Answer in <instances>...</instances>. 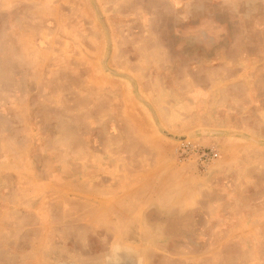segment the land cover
I'll return each instance as SVG.
<instances>
[{
    "label": "rangeland",
    "instance_id": "374dc122",
    "mask_svg": "<svg viewBox=\"0 0 264 264\" xmlns=\"http://www.w3.org/2000/svg\"><path fill=\"white\" fill-rule=\"evenodd\" d=\"M0 180L30 264H264V0H0Z\"/></svg>",
    "mask_w": 264,
    "mask_h": 264
},
{
    "label": "crops",
    "instance_id": "0c3cea01",
    "mask_svg": "<svg viewBox=\"0 0 264 264\" xmlns=\"http://www.w3.org/2000/svg\"><path fill=\"white\" fill-rule=\"evenodd\" d=\"M20 189L22 187L19 186L14 191L0 187V264H30V262H34L33 259H29L28 239L24 237L25 230H30L32 226L23 223L21 214H15L13 218L8 215L9 207L20 203L24 197L23 190ZM149 206L162 212L157 203H152ZM188 206V204L174 202L168 209L178 212ZM33 226H40V222Z\"/></svg>",
    "mask_w": 264,
    "mask_h": 264
},
{
    "label": "built area",
    "instance_id": "2783aa9c",
    "mask_svg": "<svg viewBox=\"0 0 264 264\" xmlns=\"http://www.w3.org/2000/svg\"><path fill=\"white\" fill-rule=\"evenodd\" d=\"M180 153H186L190 156H194L195 160L198 161L200 165L207 166L210 161L215 157L216 153L214 152L213 148H206V149H194L188 148L187 144H183V147L180 148Z\"/></svg>",
    "mask_w": 264,
    "mask_h": 264
}]
</instances>
